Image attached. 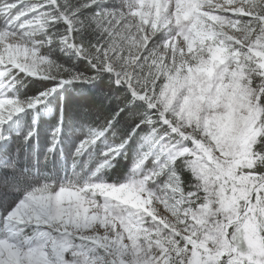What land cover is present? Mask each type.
I'll return each instance as SVG.
<instances>
[{
    "label": "snow or ice",
    "instance_id": "1",
    "mask_svg": "<svg viewBox=\"0 0 264 264\" xmlns=\"http://www.w3.org/2000/svg\"><path fill=\"white\" fill-rule=\"evenodd\" d=\"M0 264H264V0H0Z\"/></svg>",
    "mask_w": 264,
    "mask_h": 264
},
{
    "label": "trees",
    "instance_id": "2",
    "mask_svg": "<svg viewBox=\"0 0 264 264\" xmlns=\"http://www.w3.org/2000/svg\"><path fill=\"white\" fill-rule=\"evenodd\" d=\"M83 71V66L80 68ZM97 87L93 88L90 85L76 86V89H68L66 94L67 103L65 108L66 119H65V132L63 138V148L68 159L69 166L72 162V157L74 154V144L80 139H83L82 133L78 130L80 127V122L82 120H96L99 122L104 118L106 114L111 110V107L108 102L102 101L99 98V93L108 91V81L107 79L97 80ZM119 95V93H116ZM86 105L88 107V112H85L82 109V106ZM57 121V116L54 114L48 115L47 117H42V122L39 132V156L43 154V150L48 146L51 138V130L55 127ZM95 126V125H93ZM35 143V141H33ZM45 156V154H44ZM44 158V157H43ZM82 160H87V156L81 158ZM130 164V159L120 160L117 168L119 174H123L128 170ZM40 171L45 175H54L58 172L60 175H63V165L60 161L59 152L55 158L49 157L47 163L45 160L40 162ZM113 175L116 174V170H112Z\"/></svg>",
    "mask_w": 264,
    "mask_h": 264
},
{
    "label": "rangeland",
    "instance_id": "3",
    "mask_svg": "<svg viewBox=\"0 0 264 264\" xmlns=\"http://www.w3.org/2000/svg\"><path fill=\"white\" fill-rule=\"evenodd\" d=\"M48 115H51V114H48ZM47 114H45L44 116L45 117H47L48 116ZM51 139V138H50ZM79 144V141L78 142H75V144H74V151L73 152H75V146L76 145H78ZM49 147V144H48V146L47 147H45L44 148V150H43V154L40 156V162H43L44 161V154H45V152H46V150H47V148ZM73 155V154H72Z\"/></svg>",
    "mask_w": 264,
    "mask_h": 264
}]
</instances>
